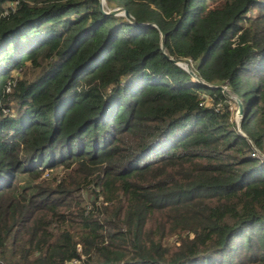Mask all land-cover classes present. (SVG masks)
Wrapping results in <instances>:
<instances>
[{
    "label": "trees",
    "instance_id": "trees-1",
    "mask_svg": "<svg viewBox=\"0 0 264 264\" xmlns=\"http://www.w3.org/2000/svg\"><path fill=\"white\" fill-rule=\"evenodd\" d=\"M127 8L0 0V264H264V0Z\"/></svg>",
    "mask_w": 264,
    "mask_h": 264
},
{
    "label": "water",
    "instance_id": "water-1",
    "mask_svg": "<svg viewBox=\"0 0 264 264\" xmlns=\"http://www.w3.org/2000/svg\"><path fill=\"white\" fill-rule=\"evenodd\" d=\"M104 3H105V0H101V9L102 11H104L105 13H108V14H113V15H124L128 20L130 21H134V17L130 14L128 8L126 7H116L114 9H111L110 11H106L104 10ZM141 25L143 26H156L155 24H145V23H142ZM160 32L162 33L161 29H160ZM162 47L164 48L165 47V42L164 40L162 41ZM172 60L177 63L178 65H180L181 61L178 60V59H173ZM189 71V70H188ZM190 74L197 80H199L197 74L194 72V71H189ZM221 89H223V87H221ZM224 90V89H223ZM225 91V90H224ZM238 113L241 115L242 117V114H243V106H242V103L240 101H238ZM239 130H240V127H239ZM241 131V130H240Z\"/></svg>",
    "mask_w": 264,
    "mask_h": 264
},
{
    "label": "rangeland",
    "instance_id": "rangeland-1",
    "mask_svg": "<svg viewBox=\"0 0 264 264\" xmlns=\"http://www.w3.org/2000/svg\"><path fill=\"white\" fill-rule=\"evenodd\" d=\"M104 5H105V3H104ZM121 6L127 8V0H117L116 7H120L121 8ZM181 64L184 66V68H186V70H187V68H189L188 69L189 71L190 70L193 71V66H192L193 63L192 62H182ZM223 89L226 92L228 91L226 86H224ZM206 96H207V99H208L209 96L208 95H206ZM231 105H232L231 107H232V110H233L232 120L236 122V125L239 128L240 127V121H241V115L238 113V104L231 102Z\"/></svg>",
    "mask_w": 264,
    "mask_h": 264
},
{
    "label": "built area",
    "instance_id": "built-area-1",
    "mask_svg": "<svg viewBox=\"0 0 264 264\" xmlns=\"http://www.w3.org/2000/svg\"><path fill=\"white\" fill-rule=\"evenodd\" d=\"M189 62H192V60H189ZM181 63H182V61H181ZM181 63H180V65L183 66ZM183 68H184V66H183ZM185 69H186V68H185ZM188 69H189V68H187V70H188ZM203 98L207 100V96H203ZM206 100H204V101L201 103V105H203L204 102H205ZM252 155H253V156H256L257 154H256V153H252Z\"/></svg>",
    "mask_w": 264,
    "mask_h": 264
}]
</instances>
